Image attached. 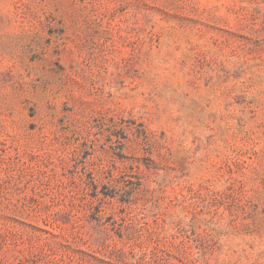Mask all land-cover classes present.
<instances>
[{
    "label": "rangeland",
    "instance_id": "rangeland-1",
    "mask_svg": "<svg viewBox=\"0 0 264 264\" xmlns=\"http://www.w3.org/2000/svg\"><path fill=\"white\" fill-rule=\"evenodd\" d=\"M0 264H264V0H0Z\"/></svg>",
    "mask_w": 264,
    "mask_h": 264
}]
</instances>
